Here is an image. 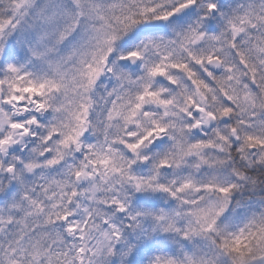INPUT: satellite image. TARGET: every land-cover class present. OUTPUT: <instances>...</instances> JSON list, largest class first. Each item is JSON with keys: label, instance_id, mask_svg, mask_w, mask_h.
I'll list each match as a JSON object with an SVG mask.
<instances>
[{"label": "snow or ice", "instance_id": "obj_1", "mask_svg": "<svg viewBox=\"0 0 264 264\" xmlns=\"http://www.w3.org/2000/svg\"><path fill=\"white\" fill-rule=\"evenodd\" d=\"M0 264H264V0H0Z\"/></svg>", "mask_w": 264, "mask_h": 264}, {"label": "clouds", "instance_id": "obj_2", "mask_svg": "<svg viewBox=\"0 0 264 264\" xmlns=\"http://www.w3.org/2000/svg\"><path fill=\"white\" fill-rule=\"evenodd\" d=\"M68 163H72V158L71 157H69ZM80 186H81V190H83L87 186V182L86 181H81L80 182Z\"/></svg>", "mask_w": 264, "mask_h": 264}]
</instances>
